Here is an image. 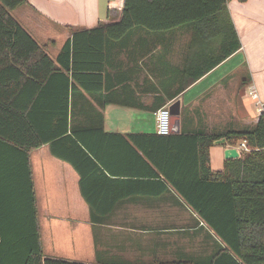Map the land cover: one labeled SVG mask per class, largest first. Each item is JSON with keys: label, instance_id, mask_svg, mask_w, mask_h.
Instances as JSON below:
<instances>
[{"label": "crops", "instance_id": "obj_1", "mask_svg": "<svg viewBox=\"0 0 264 264\" xmlns=\"http://www.w3.org/2000/svg\"><path fill=\"white\" fill-rule=\"evenodd\" d=\"M123 3L27 0L11 13L56 60L74 32L118 22ZM226 6L241 46L213 67L224 35L197 31L192 23L170 29L134 26L115 36L95 31L79 38L77 60L84 72L74 88L70 79L66 115L69 127L81 131L93 161L77 159L80 175L51 153L50 143L30 152L44 257L91 264L202 261L223 244L183 197L207 191L196 184L200 161L194 135L250 128L260 115L255 103L264 106V0H228ZM230 61H235L231 67ZM58 90L53 79L40 95L47 117L56 118L63 106ZM177 102L178 130L170 133L176 137L159 138L157 110ZM56 129L54 119L44 134ZM242 143L212 144L210 169L223 170L226 147L242 157L249 151ZM7 149L0 161V206L19 212L25 179L14 173L15 159ZM155 162L177 172L181 191L154 174Z\"/></svg>", "mask_w": 264, "mask_h": 264}, {"label": "trees", "instance_id": "obj_2", "mask_svg": "<svg viewBox=\"0 0 264 264\" xmlns=\"http://www.w3.org/2000/svg\"><path fill=\"white\" fill-rule=\"evenodd\" d=\"M26 2L0 0V161L8 156L5 153L6 146L9 147V156L15 159L14 173L25 179V196L19 199L20 211L1 210L0 206V264H91L44 257L30 166V152L44 143H50L51 153L72 164L80 175L83 174L77 159L93 161L89 154L91 149L82 145L85 142L81 131L69 127L66 115L70 79L74 88L73 81L80 83L84 72L82 62L77 60V49H82L79 38L95 31L115 36L134 26L170 29L192 23L197 31L224 35V46L212 67L237 51L241 43L229 18L228 0H124L118 22L74 32L53 60L11 13ZM53 79L58 81V93L63 99L56 118L44 115L50 111L42 112L40 101V95L50 88ZM54 119L57 129L44 134L46 126ZM158 137L169 140L176 136ZM194 138L195 155L200 161L196 165V184L207 191L204 196L183 198L223 244L202 261L155 259L148 263L122 264H264V113L250 128L200 132ZM220 138L233 142L243 140L249 151L240 158L227 159L223 170L212 171L208 149ZM155 164L154 174L163 175L181 191L177 172ZM16 201L18 203L17 198Z\"/></svg>", "mask_w": 264, "mask_h": 264}, {"label": "built area", "instance_id": "obj_3", "mask_svg": "<svg viewBox=\"0 0 264 264\" xmlns=\"http://www.w3.org/2000/svg\"><path fill=\"white\" fill-rule=\"evenodd\" d=\"M250 94L254 95V92L250 91ZM255 105L257 106V110L260 114L264 113L262 112L264 110V106H262V104H259V102L257 101ZM156 126L157 133L160 135H169L171 133V114L168 107L164 106L157 110ZM241 147H243L244 149L248 148L245 143H242Z\"/></svg>", "mask_w": 264, "mask_h": 264}, {"label": "water", "instance_id": "obj_4", "mask_svg": "<svg viewBox=\"0 0 264 264\" xmlns=\"http://www.w3.org/2000/svg\"><path fill=\"white\" fill-rule=\"evenodd\" d=\"M178 102L169 107L171 114V133L177 132L179 125V108ZM226 141L225 138L217 139L213 142L215 145L224 144ZM238 151L234 147H226L224 149V158L225 159H233L238 157Z\"/></svg>", "mask_w": 264, "mask_h": 264}, {"label": "rangeland", "instance_id": "obj_5", "mask_svg": "<svg viewBox=\"0 0 264 264\" xmlns=\"http://www.w3.org/2000/svg\"><path fill=\"white\" fill-rule=\"evenodd\" d=\"M235 61H230V67L234 64Z\"/></svg>", "mask_w": 264, "mask_h": 264}]
</instances>
